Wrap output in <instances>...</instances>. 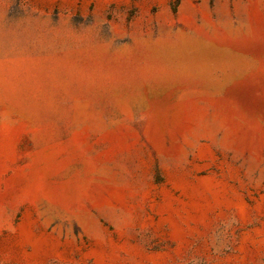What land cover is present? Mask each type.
<instances>
[{
  "label": "rangeland",
  "instance_id": "1",
  "mask_svg": "<svg viewBox=\"0 0 264 264\" xmlns=\"http://www.w3.org/2000/svg\"><path fill=\"white\" fill-rule=\"evenodd\" d=\"M0 264H264V0H0Z\"/></svg>",
  "mask_w": 264,
  "mask_h": 264
},
{
  "label": "bare ground",
  "instance_id": "2",
  "mask_svg": "<svg viewBox=\"0 0 264 264\" xmlns=\"http://www.w3.org/2000/svg\"><path fill=\"white\" fill-rule=\"evenodd\" d=\"M182 41H183V40H182ZM181 45H182V44H181ZM178 46H179V45H178ZM176 47H177V46H176ZM178 50H179V49H178ZM182 50H183V49H182ZM182 50H181V51H182ZM204 50H205V49H204ZM179 51H180V50H179ZM181 51H180V52H181ZM183 51H184V50H183ZM223 53H224V52H223ZM203 54H204V53H203ZM209 56H210V55H209ZM212 56H215V55H212ZM191 57H192V56H191ZM197 57H198V55H197ZM203 57H204V56H203ZM192 58H193V57H192ZM192 61H193V60H192Z\"/></svg>",
  "mask_w": 264,
  "mask_h": 264
}]
</instances>
